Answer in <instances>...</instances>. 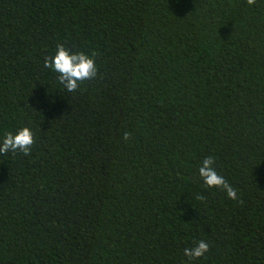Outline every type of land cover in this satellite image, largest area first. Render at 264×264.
Wrapping results in <instances>:
<instances>
[{"label": "trees", "instance_id": "1", "mask_svg": "<svg viewBox=\"0 0 264 264\" xmlns=\"http://www.w3.org/2000/svg\"><path fill=\"white\" fill-rule=\"evenodd\" d=\"M60 43L96 53L76 92L44 67ZM23 127L0 264H264V0H0V142Z\"/></svg>", "mask_w": 264, "mask_h": 264}, {"label": "clouds", "instance_id": "2", "mask_svg": "<svg viewBox=\"0 0 264 264\" xmlns=\"http://www.w3.org/2000/svg\"><path fill=\"white\" fill-rule=\"evenodd\" d=\"M249 6H255L257 0H246ZM96 53L88 55L84 52H72L63 43L57 44L55 54L44 58V67L51 69L57 74L58 82L68 92H76L80 86L88 80H92L98 75V68L95 62ZM123 139L127 142L131 139V134L125 132ZM34 133L29 127L17 129L15 133L7 132L0 142V154L6 155L17 152L24 156H30L35 144ZM214 157H205L199 167V175L204 184L209 188H218L226 192L228 198L237 200L236 190L219 175L214 168ZM201 200L203 196L199 197ZM209 244L203 240L197 242L192 248H185L184 255L189 259L203 257L209 251Z\"/></svg>", "mask_w": 264, "mask_h": 264}]
</instances>
